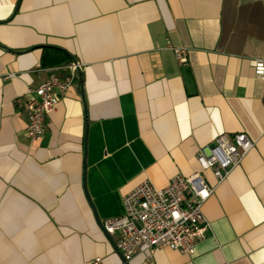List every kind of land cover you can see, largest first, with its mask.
Wrapping results in <instances>:
<instances>
[{
    "label": "crops",
    "instance_id": "obj_1",
    "mask_svg": "<svg viewBox=\"0 0 264 264\" xmlns=\"http://www.w3.org/2000/svg\"><path fill=\"white\" fill-rule=\"evenodd\" d=\"M0 44V264H264V81L251 64L264 59V0H0ZM67 62L81 84L32 142L27 89ZM239 132L253 148L203 204L194 253L124 261L98 221Z\"/></svg>",
    "mask_w": 264,
    "mask_h": 264
},
{
    "label": "built area",
    "instance_id": "obj_2",
    "mask_svg": "<svg viewBox=\"0 0 264 264\" xmlns=\"http://www.w3.org/2000/svg\"><path fill=\"white\" fill-rule=\"evenodd\" d=\"M173 52L179 63L186 61L185 48H174ZM251 64L254 75L264 81V59H253ZM78 69L76 62L57 65L38 86L27 89L23 109L27 117L26 135L32 142L42 138L46 115L54 110L58 99L76 81ZM14 76L13 73L6 75L7 78ZM31 92L33 95L29 96ZM253 145L242 132L219 134L207 151L197 153L198 171L187 176L176 174L164 187H156L144 180L124 195V212L101 221L103 231L114 236L115 247L124 261L140 253L147 254L150 259L154 249L162 248L193 254L209 228L202 214L203 204ZM207 171L213 176L215 185H209L203 177ZM86 264H102V260L95 257Z\"/></svg>",
    "mask_w": 264,
    "mask_h": 264
},
{
    "label": "water",
    "instance_id": "obj_3",
    "mask_svg": "<svg viewBox=\"0 0 264 264\" xmlns=\"http://www.w3.org/2000/svg\"><path fill=\"white\" fill-rule=\"evenodd\" d=\"M0 46H1V47H4V46L1 45V44H0ZM4 48H5V47H4ZM51 48H53V49H57L56 47H51ZM8 50H11V51L16 52V51L13 50V49H9V48H8ZM27 50H31V49H27ZM77 79H78V82L81 84V76H80V71H79V70H77ZM89 203H90V202H89ZM98 223H99L100 228L102 229L101 222L98 221ZM102 231H103V229H102ZM103 232H104V231H103ZM104 234H105L106 238L110 241V243H111L113 246H115V243H114V240L112 239V236H110V235H109L108 233H106V232H104Z\"/></svg>",
    "mask_w": 264,
    "mask_h": 264
}]
</instances>
